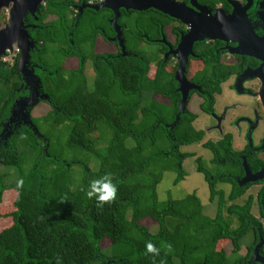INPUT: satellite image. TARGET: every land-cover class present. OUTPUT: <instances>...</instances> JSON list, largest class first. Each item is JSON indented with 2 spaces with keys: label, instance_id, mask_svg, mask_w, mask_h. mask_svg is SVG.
Masks as SVG:
<instances>
[{
  "label": "trees",
  "instance_id": "obj_1",
  "mask_svg": "<svg viewBox=\"0 0 264 264\" xmlns=\"http://www.w3.org/2000/svg\"><path fill=\"white\" fill-rule=\"evenodd\" d=\"M69 1L46 0L39 7L40 19L46 13L58 15L42 37L47 50L52 43L58 48L54 61L45 65L48 71L35 78L39 90L45 92L41 90L43 84L52 98L37 96L34 105L44 101L50 106L42 117L45 121H70L68 144L95 153L99 166L91 170L86 164L80 181L74 182L71 163L62 159L61 153L51 155L49 139L40 133L30 114L34 105L27 109L30 123L21 119L9 122L15 103L30 97L23 89L29 79L17 71V60L12 67L0 65V165L6 167L1 166L4 170L0 172V219L11 220L0 229V264H261L251 260L260 240L264 247V225L251 213L254 196L248 195L241 204L235 200L251 185L261 184L255 200L264 219V179L239 184L244 175L241 156L246 155L252 173L264 168V159L256 152H246V148L234 149L231 133L202 144L212 153L210 162L217 166L214 172L204 166L201 156L195 157L196 171L203 174L208 185L209 201L216 199L214 216L203 214L195 192L158 202L156 185L163 170L171 168L174 159L177 175L173 184L181 181L185 176L182 161L194 154L180 152L179 147L199 143L205 134L193 126L196 113L178 108L177 96L172 93L173 73L159 57L163 50L155 48L148 53L140 48L142 42L149 47L158 45L156 38L164 32L170 16L154 8L131 11L132 22L123 28L125 55L110 44L109 53L100 55L93 53L95 44L96 52L101 44L99 40L95 43V38H106L112 32L105 19L110 12L85 8L76 19H69L65 10ZM68 26L71 36L67 35ZM219 44L216 40L204 42L199 57L203 72L194 74L195 80L201 75L204 79L200 107L206 113L213 110L214 94L221 93V84L240 73L245 61L221 62ZM69 54L77 57L76 69L62 67L61 61ZM89 59L95 61L92 85L84 74ZM152 63L156 69L150 77ZM145 92L167 97L171 104L145 98ZM101 123L112 131L102 153L92 136ZM8 130L11 132L6 135ZM105 174H110L117 185V196L100 204L95 196L88 198L86 191L92 180ZM217 182L230 185L226 196L216 188ZM5 199L12 208L9 212L2 211ZM225 210L236 219L235 228L225 219ZM145 218L156 222V232L139 222ZM248 233L251 240L241 253L242 238ZM103 240H108V247L100 246ZM148 242L159 249L158 254L147 252ZM229 242L232 249L227 253L225 244ZM102 249H107L106 253Z\"/></svg>",
  "mask_w": 264,
  "mask_h": 264
},
{
  "label": "flooded vegetation",
  "instance_id": "obj_2",
  "mask_svg": "<svg viewBox=\"0 0 264 264\" xmlns=\"http://www.w3.org/2000/svg\"><path fill=\"white\" fill-rule=\"evenodd\" d=\"M45 1L46 0H42V2L37 6L36 10H34L32 13L29 10H25L24 14H22L20 9H18L16 14H14V18H13L11 15L12 9L14 7L13 0H0V50H1L0 65H2L3 67H12L15 60H17L16 69L17 71H20V69L18 68H19L21 53L22 51L26 50V57L24 59L25 64H24V67H22V69L25 70L26 68L29 71V74L25 75L29 79L27 81V84L29 86L23 83L24 84L23 89L25 88L26 94L30 93V97H34L33 95H36V93H39V96H42L45 98L47 97L49 99V98H52V96L46 91V89L44 88V85L42 84L41 90H44L45 92H42L39 90L40 86L35 81V78H38L37 76L41 75V72L48 71L45 65L46 64L48 65L49 62L54 61L55 59L54 54L57 53L56 51L58 48L57 43H52V45H48L49 50H47V47L43 43V39H42L43 34L48 28H52L53 24H55L58 19V15L54 13H46V15L42 16V18L40 19V16L38 15L39 14L38 12L40 11L39 7L40 5H45ZM54 1H57V0H54ZM100 1L102 0H88L87 2L81 1L80 3H79V0L69 1V3L67 4L68 6L66 5L67 7L65 9L66 15L69 19H72V18L76 19V17L78 16V13L80 12L79 8L81 4L83 3L84 4L85 3L97 4ZM174 1L190 8L196 13H201V7H205L211 12V14L217 15L220 17H230L234 12H236V10L237 12L243 10L246 18L248 19V23L250 24L251 28L256 33V35L264 36V16L260 17V12L263 9L261 7L262 0H174ZM85 8H90V7H84L83 9ZM102 9H107L111 14L110 16H107L105 19L107 20L108 24L111 26L112 32L109 35L107 34L106 38L101 35L95 38V43L96 41L100 40L104 43L103 45H106V46L101 48L100 53H97L99 51L96 52V49H95L96 44H95L93 53L100 54V55H102L103 53H109L110 49L107 48V45L110 44L112 45L114 51H116L119 47L120 52L122 54L123 51L126 52L125 45H124V48H122V46L119 44L118 39H114V37L117 34V31L114 29V26L111 23V18L113 17L114 13L109 8H102ZM131 11H137V10H133V9L127 10L124 8L119 9L120 15L117 19V24L120 30L119 36L122 39L123 44L125 41L123 28H127L128 26H130L132 22V20L129 19V17H131L134 13H131ZM122 12L125 13L123 17H122V14H123ZM105 13L107 14V11ZM135 17H136V14H135ZM170 18L171 20L164 27V32H161L160 36L156 38V42L158 43V45H152L150 47L151 49L157 48V49L163 50L162 53L159 55V57L163 59L164 62H166L165 68L167 69V71L170 73H173V80L175 82L173 84L172 93L177 96V106L180 109L179 105L182 99V95H183L182 90L184 87L183 88L180 87V82H178V80H176L175 78V74H176V71L179 65V54L175 53L174 51L178 46L181 36L184 35L188 31V26L186 23L182 22L181 20L175 17L170 16ZM66 30H67V35L71 36L72 29L68 26ZM107 39L110 40V42H108ZM68 40L71 42V44L73 43L70 37ZM205 40L201 39V40L194 41L191 47L193 54H190L187 57L184 77L186 81L192 86L187 89L186 103L182 111H184L185 108L190 110L188 105L192 100H195L197 102V106H198L197 108L199 109L201 113L213 115L215 119L218 121L220 120L219 118H221L220 120L221 122L223 118L219 114H221L222 111L219 114L216 113L215 103L217 100V95L222 93V84H221V93L214 94L213 110L210 113H206V112H203L200 107L201 103L204 100L205 91L202 85L204 82V79H203V76L201 75L199 76V80H195L194 74H196L197 72L201 74L203 72L204 63L199 57L201 54L200 50L201 48H203L204 42L215 41V40L220 42L217 50L222 51L220 61L223 63L232 64L234 62H237L238 59L240 62H242V59H245V61L242 63L243 68L241 72L230 76L232 78V81L234 82L233 83L234 85L232 86L233 89L237 88L238 82H239L238 79L241 76V74H243L244 71L246 70L248 71L256 70L261 65L262 60L255 58L253 56H250V55L232 53L230 51V48L236 47L237 42L224 41L220 39L209 40L207 38H205ZM196 43H198L197 47H196ZM142 44L147 45L144 42H142L140 44V48H142L141 46ZM71 46L73 47V49H75L76 47L74 45H71ZM64 51L67 52V50H64ZM94 56H97V55H94ZM74 60H76L75 67L68 66L69 61H74ZM93 62L95 61L89 59L85 64V70H84V74L86 76L87 74L86 69L88 71L87 66L90 64V73L93 75L91 85L95 77ZM61 64L63 68H67L71 70L76 69L77 57L70 55V54L66 55L64 59L61 61ZM47 73L50 74V72H47ZM246 85L247 87H251V89L255 92L257 90V87L259 85L261 86V80L260 78L256 76H245L242 78L241 83H240L241 92L245 90L244 88ZM32 86H34L36 89L33 88ZM36 90H39V91L37 92ZM252 90H250L249 93L252 95H255V93L252 92ZM145 94H148V92H145ZM149 94H151L149 97L151 98L155 97V99L159 98V101L164 102L166 105H168L169 103L171 104L170 102L171 99L167 97H163V96L152 94V93H149ZM258 94H259V90H258ZM257 100H258L257 104L261 106L262 116L264 119V108H263V105H262V102L259 96ZM49 110H50V106H49ZM250 123L252 124V122ZM232 143H233V140H232ZM258 145L259 146H254L252 144L250 146L248 145L242 149H236V150H243L246 148L247 150L246 152L248 153L256 152L258 157L264 159V155L260 156L261 153H264V139L260 140ZM241 157L245 159L246 155L245 156L243 155ZM242 177L240 179H242ZM261 179H264V177ZM261 249H263L264 251L263 245L259 248V255L263 256L264 252L263 251H262L263 253L260 252Z\"/></svg>",
  "mask_w": 264,
  "mask_h": 264
},
{
  "label": "rangeland",
  "instance_id": "obj_3",
  "mask_svg": "<svg viewBox=\"0 0 264 264\" xmlns=\"http://www.w3.org/2000/svg\"><path fill=\"white\" fill-rule=\"evenodd\" d=\"M99 43L101 44L97 47L100 50H98L97 48V51H101V48L106 46L102 45L103 42L100 40ZM141 46L142 49L148 51V53L150 52L151 47L144 44H142ZM75 64L76 60L71 61L68 66L75 67ZM87 68L88 71L86 69V77L88 83L91 84L93 75L90 73V64L87 66ZM154 70L155 65L154 63H152L149 66L148 72V75L150 77L153 76ZM233 83L234 82L230 77L226 82L222 83V93L217 95L215 109L217 114L222 111V113L219 114L223 118L221 122V118H219L220 120L218 121L213 115L201 113L197 108L198 106L195 100H192L189 103V109L197 114V118L193 122L194 128H196L197 130H203L205 134L203 139L199 143H193L179 147L180 152H188L194 154V156H188L182 161V168L185 176L181 181L173 184V180L177 175V172L174 168V159L171 162L172 167L163 170L161 179L156 185L158 202H164L169 198L180 199L189 193L195 192L199 197L201 204L203 205V214L211 217L214 216L216 211V199L213 202L209 201L208 185L204 179L203 174L196 171L197 163L195 162V157L201 156L202 160L204 161V166L212 172L215 171L217 166L216 164L210 162L212 153L208 149L204 148L202 144L207 140L216 141L227 132H230L233 135V148L235 149H242L245 146H250L252 144L254 146H259V141L264 139V119L262 116L261 106L257 104V99L259 96L258 90L260 88V85L257 87V90L255 92L251 89V87H247V85L244 88L245 92H241L237 88L233 89ZM250 90H252L255 95L250 94ZM150 95L151 94L148 93L145 94L144 97L148 98ZM48 111L49 106L47 105V102L41 101L32 107L30 114L32 117H34L40 133L44 136H47V138L49 139L51 155L61 153L63 157L62 159L67 160L71 163L70 171L73 177V181L79 182L80 178L83 176V170L84 167H86V164L91 170L98 169V156L93 152L85 151L76 146L69 145L67 141L70 133L71 122L65 121L63 123L57 124L52 122L53 118H51V120L47 119L45 121L42 117ZM250 122H252V124ZM100 125L101 128L94 131L92 136L96 139L97 148L100 153H102L104 151L103 149L108 145L112 137V131L106 126L105 123H101ZM127 143H133V141L128 140ZM160 148H162V146L157 150H159ZM147 151L151 152L152 148L148 149ZM263 155L264 153L260 154V156ZM1 166L5 169L6 167L0 165V172L2 173L4 169ZM25 167L28 168L29 165L26 164ZM219 169L222 170V167H220ZM260 186L261 184L257 183L251 185L241 197L235 200V202L241 204L245 201L248 195L252 194L254 196V202L251 207V213L256 218H259V220L264 225V219L259 215L258 204L255 200V196ZM216 188L222 189L225 196L230 191V185L224 182H217ZM229 203L230 202H227L225 204V207H227ZM4 204L5 206L2 211L9 212L12 210V208H9L10 204H7V199L4 200ZM223 215L225 219L230 222L231 228H235L237 226L236 219L233 215H229L228 213H226V210L224 211ZM0 222H2L0 225V229H2L3 227L8 226L11 223V220L8 217L1 218ZM139 222L144 224L150 231L156 232L157 224L152 219L145 218L143 220H140ZM250 240V233L242 238L243 248H241V253L245 251L244 248ZM100 246L102 248L108 247V240H103ZM225 249L227 253L231 251L232 245L230 242L225 244ZM102 250L104 251V253H106L105 251L107 249ZM92 264H102V261H96Z\"/></svg>",
  "mask_w": 264,
  "mask_h": 264
},
{
  "label": "water",
  "instance_id": "obj_4",
  "mask_svg": "<svg viewBox=\"0 0 264 264\" xmlns=\"http://www.w3.org/2000/svg\"><path fill=\"white\" fill-rule=\"evenodd\" d=\"M14 7L12 9L11 15L14 18V14L20 9L22 14L25 10H29L31 13L36 10L37 6L42 2V0H13ZM84 7H90L94 10H99L102 8H109L113 11L114 15L111 18V23L114 29L117 31L114 39H118L119 44L124 48L122 39L119 36L120 30L117 24V19L120 15L119 9H133V10H146L148 8H154L167 14L171 17H175L182 22L186 23L188 26V31L181 36L175 53L179 54V65L175 74L176 80L180 82V87H184L182 90V99L180 101V111L185 107L187 89L192 85L189 84L185 77V65L187 63V57L192 52V43L196 40L201 39H220L224 41H234L237 42L236 47L230 48L232 53L250 55L255 58L261 59V65L254 71H244L243 74L238 79V90H240V83L245 76H256L261 80V86L259 89V97L264 108V36H258L251 28L248 23L244 11L234 12L230 17H220L211 14V12L205 7H201V13H196L190 8L174 1V0H102L97 4L83 3L81 4L79 10L80 12ZM261 7L263 8L260 12V17L264 16V0L261 2ZM12 18V19H13ZM1 53V50H0ZM125 55V51L122 52ZM26 57V50L22 51L20 57L19 68L22 74L28 75L29 71L24 67ZM23 70V71H22ZM39 96L29 97L27 100H19L15 103L12 110V115L9 118L10 123H18L21 120L23 122H31L29 119V107L33 106ZM42 97V96H40ZM9 126V125H8ZM11 130H8L7 134H10ZM244 176L239 180V184L243 185L249 182H256L264 177V168L252 173L243 159ZM263 240L254 247L252 261H257L264 264V255H259V248L262 246Z\"/></svg>",
  "mask_w": 264,
  "mask_h": 264
},
{
  "label": "clouds",
  "instance_id": "obj_5",
  "mask_svg": "<svg viewBox=\"0 0 264 264\" xmlns=\"http://www.w3.org/2000/svg\"><path fill=\"white\" fill-rule=\"evenodd\" d=\"M86 195L88 198L95 196L100 204H103L104 202H111L117 196V185L113 183L110 174H105L102 178L94 179L90 182ZM145 247L148 253H159V249L151 242H148Z\"/></svg>",
  "mask_w": 264,
  "mask_h": 264
}]
</instances>
